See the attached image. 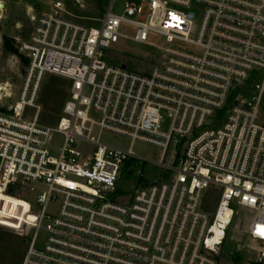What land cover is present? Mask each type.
I'll return each instance as SVG.
<instances>
[{
  "label": "built area",
  "instance_id": "obj_1",
  "mask_svg": "<svg viewBox=\"0 0 264 264\" xmlns=\"http://www.w3.org/2000/svg\"><path fill=\"white\" fill-rule=\"evenodd\" d=\"M113 1L97 26L56 1L19 45L28 74L0 113V193L45 188L27 202L22 264H220L239 211L258 245L250 264H264V0H139L121 15ZM127 28L140 44L163 39L152 72L107 63ZM48 74L70 83L55 128L38 124ZM106 133L162 152L165 172L131 185L129 203L112 196L128 159H143Z\"/></svg>",
  "mask_w": 264,
  "mask_h": 264
},
{
  "label": "rangeland",
  "instance_id": "obj_2",
  "mask_svg": "<svg viewBox=\"0 0 264 264\" xmlns=\"http://www.w3.org/2000/svg\"><path fill=\"white\" fill-rule=\"evenodd\" d=\"M62 2L71 19L80 24L97 26L112 0H0V113H8L18 101L26 82L28 66L23 64L19 55H13L4 47V37L14 40L15 45L28 41L34 26V19L49 12L54 2ZM81 1V2H80ZM127 4L138 6L139 0H114L112 13L121 15ZM127 38L108 53L106 61L114 67H123L139 73H150L158 66L160 60L155 47L163 45V39L150 34L148 45L140 44L131 38L135 30L123 31ZM182 48L181 46H179ZM2 88V90H1ZM70 83L68 80L45 75L40 83L37 104L41 107L38 124L55 128L62 115L63 107L69 98ZM34 110L28 109L26 119L30 120ZM102 141L120 149H129L132 145L134 154L143 160L130 158L121 171L118 193L112 198L121 203H129V187L139 183L159 179L165 172L156 165L162 152L155 145L142 142L132 143L129 138L103 134ZM62 138L54 136L50 149L58 152ZM142 174V177H141ZM35 192L30 195L25 189L15 192V196L0 193V264H22L31 236L26 237V228L21 229V222L33 221L34 216L28 212V203H32L40 192L45 190L40 184H33ZM51 206L49 212L55 211ZM247 211H239L229 228L222 247L220 264H250L256 257L257 244L252 243L246 231L250 224ZM46 233L40 231L37 246L44 243Z\"/></svg>",
  "mask_w": 264,
  "mask_h": 264
},
{
  "label": "trees",
  "instance_id": "obj_3",
  "mask_svg": "<svg viewBox=\"0 0 264 264\" xmlns=\"http://www.w3.org/2000/svg\"><path fill=\"white\" fill-rule=\"evenodd\" d=\"M4 47L11 54L19 55V45H15L14 40L4 37ZM20 57H21L23 64L28 66V64H29L28 59L23 58V56H21V55H20ZM7 195L14 197L16 194H15V191L11 189L8 191Z\"/></svg>",
  "mask_w": 264,
  "mask_h": 264
},
{
  "label": "water",
  "instance_id": "obj_4",
  "mask_svg": "<svg viewBox=\"0 0 264 264\" xmlns=\"http://www.w3.org/2000/svg\"><path fill=\"white\" fill-rule=\"evenodd\" d=\"M155 183H156L155 181H152V182L148 183L147 186L149 187V186L155 185Z\"/></svg>",
  "mask_w": 264,
  "mask_h": 264
},
{
  "label": "bare ground",
  "instance_id": "obj_5",
  "mask_svg": "<svg viewBox=\"0 0 264 264\" xmlns=\"http://www.w3.org/2000/svg\"><path fill=\"white\" fill-rule=\"evenodd\" d=\"M1 90H2V88H1Z\"/></svg>",
  "mask_w": 264,
  "mask_h": 264
}]
</instances>
